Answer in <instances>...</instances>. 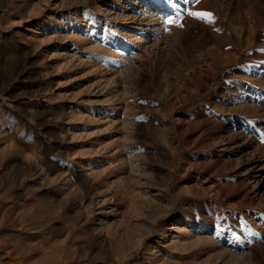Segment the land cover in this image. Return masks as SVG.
I'll return each instance as SVG.
<instances>
[{
    "label": "rangeland",
    "instance_id": "rangeland-1",
    "mask_svg": "<svg viewBox=\"0 0 264 264\" xmlns=\"http://www.w3.org/2000/svg\"><path fill=\"white\" fill-rule=\"evenodd\" d=\"M0 264H264V0H0Z\"/></svg>",
    "mask_w": 264,
    "mask_h": 264
},
{
    "label": "snow or ice",
    "instance_id": "snow-or-ice-1",
    "mask_svg": "<svg viewBox=\"0 0 264 264\" xmlns=\"http://www.w3.org/2000/svg\"><path fill=\"white\" fill-rule=\"evenodd\" d=\"M183 3L185 5H191V4H199L200 0H183ZM178 7V5H177ZM186 14L190 17H193L197 20H201L204 21L206 23H212L214 22V16L211 12H207V11H186ZM181 13L179 11L176 12L175 17H168L164 20V24L165 25H172L175 24L179 27H183V24L181 23ZM165 30H167V28H165ZM224 229L220 228L219 231L217 232V235H219L221 232H223Z\"/></svg>",
    "mask_w": 264,
    "mask_h": 264
},
{
    "label": "bare ground",
    "instance_id": "bare-ground-1",
    "mask_svg": "<svg viewBox=\"0 0 264 264\" xmlns=\"http://www.w3.org/2000/svg\"><path fill=\"white\" fill-rule=\"evenodd\" d=\"M137 40L139 41V42H142V41H144V39H143V37H137Z\"/></svg>",
    "mask_w": 264,
    "mask_h": 264
}]
</instances>
